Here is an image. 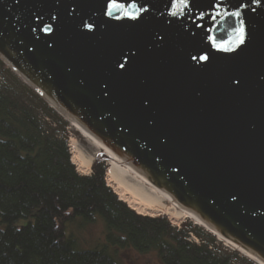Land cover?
Returning <instances> with one entry per match:
<instances>
[{"label":"water","instance_id":"95a60500","mask_svg":"<svg viewBox=\"0 0 264 264\" xmlns=\"http://www.w3.org/2000/svg\"><path fill=\"white\" fill-rule=\"evenodd\" d=\"M109 2L0 0V59L264 264V0H116L128 16Z\"/></svg>","mask_w":264,"mask_h":264},{"label":"trees","instance_id":"16d2710c","mask_svg":"<svg viewBox=\"0 0 264 264\" xmlns=\"http://www.w3.org/2000/svg\"><path fill=\"white\" fill-rule=\"evenodd\" d=\"M59 115L0 59V264H120L116 251L154 252L160 264H234V253L209 249L214 237L165 216L136 213L106 185V163L80 174ZM98 215L105 243L80 248L65 226ZM31 218L12 226L18 218ZM207 244L187 240L188 232ZM119 248V249H118ZM237 264H253L241 260Z\"/></svg>","mask_w":264,"mask_h":264},{"label":"bare ground","instance_id":"6f19581e","mask_svg":"<svg viewBox=\"0 0 264 264\" xmlns=\"http://www.w3.org/2000/svg\"><path fill=\"white\" fill-rule=\"evenodd\" d=\"M47 102L56 110H58V108L54 106L49 100H47ZM58 112L60 111L58 110ZM65 118L68 119L71 125L84 137H86V139L91 144L101 149L103 153L108 156L105 171L106 185L109 187L115 186L119 192L118 198L126 202L127 205L136 213L145 215L146 213L160 212L171 215L172 219L175 221L188 218L198 226L203 227L205 230L215 235L218 239L230 244L233 248L244 254L246 257L250 258L256 264H263L251 254L232 243L226 237L208 228L199 218L190 214L182 206L174 202L168 195L154 187L143 176L134 171L130 166L126 165L122 159L112 154L107 148L103 147L73 120L67 117ZM76 160L80 172L82 174H88L90 172L92 156L84 155L83 153L79 152L77 154Z\"/></svg>","mask_w":264,"mask_h":264},{"label":"rangeland","instance_id":"374dc122","mask_svg":"<svg viewBox=\"0 0 264 264\" xmlns=\"http://www.w3.org/2000/svg\"><path fill=\"white\" fill-rule=\"evenodd\" d=\"M66 133H67V141H68L69 151H70V158H71L72 163L75 165L78 173L82 174L80 172V169L78 167V163L76 160L77 154L79 152L83 153L84 155L92 156V161L94 159L105 161L106 166H107V159L103 160L101 157V154L103 153V151L101 149L97 148L96 146H94L93 144H91L86 139V137H84L79 131H77L71 125V123L69 121H68V126L66 128ZM110 188L115 193V195L118 197L119 192L117 191L115 186H112ZM126 205H127V203H126ZM145 215H148V216L161 215V216H165L169 220V222H170V220H172L171 215L160 213V212L146 213ZM94 218H95L94 221L89 222V223L82 222L83 220L79 217L75 218L74 221L66 224L65 235L72 236L75 240L76 245L80 248H92L96 245H100V244L105 243L104 222H103L102 218L98 215H96ZM183 219L187 220V222L184 224H182L181 222H170V224L173 223L174 227H176L177 223H178V226H180V227H182L183 225H190V226H194V227H199L200 229H202L203 235L205 237H207L206 236L207 234L214 237V241L216 243L214 245L216 246V248H219L221 251H224V252L235 254L236 259L234 260V264H237V262L240 263L241 260H247L253 264H256L250 258L246 257L244 254H242L241 252H239L238 250L233 248L230 244L223 242L222 240L218 239L215 235L211 234L210 232L205 230L203 227L198 226L192 220H189L188 218H183ZM30 220H31V218H29V217L28 218H18L16 220L12 221L11 225L12 226H22ZM2 226L3 225L0 222V227H2ZM223 243H226L227 246H224ZM116 257L119 260L120 264H160V262L157 259L154 252L138 253L135 250L130 249V248H123V249L117 250L116 251Z\"/></svg>","mask_w":264,"mask_h":264},{"label":"snow or ice","instance_id":"6c2138e0","mask_svg":"<svg viewBox=\"0 0 264 264\" xmlns=\"http://www.w3.org/2000/svg\"><path fill=\"white\" fill-rule=\"evenodd\" d=\"M188 3H189V0H176V2L173 4V7L177 10H181L182 8L188 7ZM133 7H135V5H133ZM117 11H123L125 16L129 15V13L125 9L124 4L117 3L116 0H110V2L107 5L108 15H112L113 12H117ZM175 14H176L175 12L172 13L173 16H175ZM216 15L219 16L220 13L217 12ZM231 15L239 17L240 13L234 12V13H231ZM130 18L136 19V16L132 15L130 16ZM212 18L213 20H215V16H213ZM44 30L49 31L50 29L45 28ZM243 38H244V29H243V26H241L238 29V42L243 43ZM217 47L222 48L225 51L229 50L228 47L225 45H218ZM205 59H207V57H205ZM121 67H123V65H121Z\"/></svg>","mask_w":264,"mask_h":264},{"label":"built area","instance_id":"2783aa9c","mask_svg":"<svg viewBox=\"0 0 264 264\" xmlns=\"http://www.w3.org/2000/svg\"><path fill=\"white\" fill-rule=\"evenodd\" d=\"M170 222H181L182 224H184V223L187 222V220L186 219H181L179 221H175V220L172 219V220H170ZM171 225L173 226V223H171ZM176 228H180V226H178V223L176 224ZM187 240L190 241V242H193V243H195L197 245L207 244L202 238H199V237L195 236V234H193L190 231L188 232V238H187ZM214 244H216L215 241H214L213 244H207V247L209 249H212L213 250V249L216 248V246ZM223 244H224V246H227L226 243H223Z\"/></svg>","mask_w":264,"mask_h":264}]
</instances>
